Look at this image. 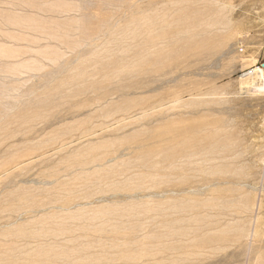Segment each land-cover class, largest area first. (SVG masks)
<instances>
[{
  "label": "rangeland",
  "instance_id": "1",
  "mask_svg": "<svg viewBox=\"0 0 264 264\" xmlns=\"http://www.w3.org/2000/svg\"><path fill=\"white\" fill-rule=\"evenodd\" d=\"M263 63L264 0H0V264H264Z\"/></svg>",
  "mask_w": 264,
  "mask_h": 264
},
{
  "label": "bare ground",
  "instance_id": "2",
  "mask_svg": "<svg viewBox=\"0 0 264 264\" xmlns=\"http://www.w3.org/2000/svg\"><path fill=\"white\" fill-rule=\"evenodd\" d=\"M217 19V18H216ZM247 62H250L247 60ZM249 65V64H248ZM242 89L250 88L254 93H264V69H255L239 78Z\"/></svg>",
  "mask_w": 264,
  "mask_h": 264
},
{
  "label": "built area",
  "instance_id": "3",
  "mask_svg": "<svg viewBox=\"0 0 264 264\" xmlns=\"http://www.w3.org/2000/svg\"><path fill=\"white\" fill-rule=\"evenodd\" d=\"M258 69H264V66L263 65H261V67L258 65ZM250 74V73H249Z\"/></svg>",
  "mask_w": 264,
  "mask_h": 264
},
{
  "label": "water",
  "instance_id": "4",
  "mask_svg": "<svg viewBox=\"0 0 264 264\" xmlns=\"http://www.w3.org/2000/svg\"><path fill=\"white\" fill-rule=\"evenodd\" d=\"M262 65L264 66V63Z\"/></svg>",
  "mask_w": 264,
  "mask_h": 264
}]
</instances>
